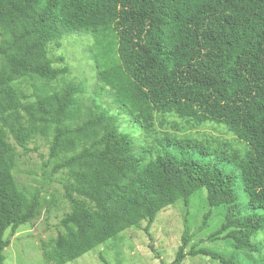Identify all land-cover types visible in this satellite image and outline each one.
<instances>
[{
  "label": "trees",
  "instance_id": "trees-1",
  "mask_svg": "<svg viewBox=\"0 0 264 264\" xmlns=\"http://www.w3.org/2000/svg\"><path fill=\"white\" fill-rule=\"evenodd\" d=\"M75 32L100 37L99 87L88 98L81 83L51 85L69 68L47 48ZM26 80L30 97L20 88ZM164 115L223 125L245 153H210L166 133L148 142L117 125L149 131ZM36 138L48 143L46 163L63 174L67 202L56 236L40 240L45 264L75 261L141 222L149 235L159 211L181 201L188 215L202 191V226L213 208L223 213L207 240L231 251L197 248L184 221L169 264L198 256L242 264L240 254L261 251L254 237L264 230V0H0V264L6 233L41 213L40 191L25 192L13 174L16 147L30 152Z\"/></svg>",
  "mask_w": 264,
  "mask_h": 264
},
{
  "label": "rangeland",
  "instance_id": "rangeland-1",
  "mask_svg": "<svg viewBox=\"0 0 264 264\" xmlns=\"http://www.w3.org/2000/svg\"><path fill=\"white\" fill-rule=\"evenodd\" d=\"M97 39L100 37L92 33H66L59 40V45L52 43L48 46L49 56L53 59L62 57L63 64L69 68V75L63 81L53 82L52 86L62 87L64 82L72 81L83 85L87 98L94 95L99 87L95 61L99 55ZM20 88L29 97L34 91L31 80L21 81ZM117 125L120 131L132 137H144L148 142L166 133L178 140H197V143L202 144L210 153L219 147L228 153L237 151L242 156L246 150L245 146L236 140L223 125L213 123L194 125L175 115L157 116L149 131L134 128L129 122H121ZM10 143L15 146L12 139ZM28 149L30 152L26 153L16 147L17 166L13 174L18 186L25 192L40 191L41 213L33 222L19 227L14 235H10L9 231L6 233L9 246L3 253L5 257L3 264H45L40 240L46 241L56 236L58 223L67 211V202L62 196V184L65 181L63 174L52 176L51 166L46 163L48 143L42 138H36L28 145ZM219 167L228 173L234 169L233 165L224 161L219 163ZM233 189L238 203L244 207L248 201L247 195L239 188L236 181H234ZM207 211L205 191H202L190 200L188 215L185 214L183 203L180 201L158 212L154 222L148 228L149 235L143 230L146 223L141 222L139 229L125 230L115 240H110L66 264H105L102 259L106 264H169L181 243L184 221L188 223V230L192 237L191 244L197 248L228 255L231 251L229 243L223 240H207L220 226L223 219L222 210L219 208L210 210L211 215L206 225L202 226V217ZM254 239L259 242L261 251L253 254L252 257L240 254L242 264L264 263L262 260L264 230ZM183 264H218V262L208 257L198 256L186 257Z\"/></svg>",
  "mask_w": 264,
  "mask_h": 264
}]
</instances>
